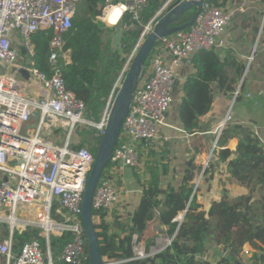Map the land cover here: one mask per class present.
<instances>
[{
  "label": "built area",
  "instance_id": "obj_1",
  "mask_svg": "<svg viewBox=\"0 0 264 264\" xmlns=\"http://www.w3.org/2000/svg\"><path fill=\"white\" fill-rule=\"evenodd\" d=\"M175 1L165 0L145 24L140 15L148 0H106L100 7L96 17L100 26L119 33L137 29L140 35L123 62L100 121L96 122L87 112V106L65 89L59 72V60L66 62L70 55L63 49L62 35L71 28L80 0H0V72L3 71L0 73V264H86L87 261L90 264L80 213L94 156L86 147H78L77 131L95 129L99 136L104 135L112 96L117 93L131 60ZM232 14L231 10L205 0L191 27L161 37L152 48L122 122L109 161L112 166L102 173L94 190L92 211L110 213L122 207L121 194L128 191L125 186L119 189L115 182L119 167L135 172L144 169L139 148L141 145L152 148L164 139L162 128L173 102L177 68L198 52L222 47L220 36ZM45 30L52 33L49 76L31 64L34 55L31 35ZM252 59V56L247 58V67ZM18 70H25L28 79L19 75ZM238 95L236 89L215 128L211 152L231 121L233 102ZM209 159L210 156L196 185L206 174ZM173 222L179 224L180 217ZM30 231L32 238L17 244V238ZM177 231L172 236L158 235L148 250L133 235L131 257L102 258V264L154 257L171 245ZM65 233L70 238L55 250L53 240ZM258 255L249 244L240 252L251 263Z\"/></svg>",
  "mask_w": 264,
  "mask_h": 264
},
{
  "label": "trees",
  "instance_id": "obj_2",
  "mask_svg": "<svg viewBox=\"0 0 264 264\" xmlns=\"http://www.w3.org/2000/svg\"><path fill=\"white\" fill-rule=\"evenodd\" d=\"M105 1L80 0L71 28L62 35L63 49L70 53L69 60H59V72L65 89L87 106V112L96 122L100 121L123 62L132 52L140 35V30L137 29L121 32L120 47L112 49L110 36L115 31L103 28L96 20ZM229 1L232 0H207L209 4L219 8L226 6ZM159 8L158 1L148 0L141 11L142 23H147ZM192 14L193 11L184 13L173 26L187 23ZM128 18L125 17V22L129 21ZM51 34V31L45 30L31 35L34 51L31 64L48 76ZM192 64L195 73L184 81V97L178 106L180 125L188 134L197 129L199 119L210 111L214 98L213 85L220 91L232 94L235 91V81L230 79L227 69L235 68V75L238 77L244 69L234 58H221L217 49L196 53L192 57ZM77 132L80 133L78 147H86L91 154H96L101 138L98 131L83 128ZM233 139L237 140V146L231 152L226 147ZM213 154L221 163L228 161L230 181L247 189L246 195L231 201L224 191V196L219 201L212 202L206 214L196 202L195 193L193 194V180L198 172L195 157L188 160L178 187L168 184L166 188H162L160 176L166 174L167 167L161 166L160 169L158 165L150 166L149 179L141 185L142 195L138 205L125 222L120 223L114 218L113 223H107L106 212L92 211L101 257H131L133 235L139 241L145 240L146 250L149 249L154 243L148 238L147 232L149 226L158 221L167 228L168 236H172L178 227L171 245L154 257L122 264H207L203 257H206L209 241L221 246L223 252L228 254L220 264H241L240 252L246 244L260 253L255 256L252 264H264V144L248 128L227 125L218 138ZM110 166L112 164L109 162L103 175ZM184 211L178 226L173 219ZM32 236V231L23 233L17 238V244L30 240ZM69 238L70 234L65 233L54 239V249L57 250ZM88 263L89 261L86 262Z\"/></svg>",
  "mask_w": 264,
  "mask_h": 264
},
{
  "label": "crops",
  "instance_id": "obj_3",
  "mask_svg": "<svg viewBox=\"0 0 264 264\" xmlns=\"http://www.w3.org/2000/svg\"><path fill=\"white\" fill-rule=\"evenodd\" d=\"M162 6L164 0H156ZM225 10H231L232 17L220 36L223 46L217 48L221 58L225 56L234 58L237 63L244 67L242 75H235V68H228L230 79L235 81V90L239 89V95L232 106V124L248 128L260 143L264 144V0H232L229 1ZM194 13V11H193ZM117 34L119 44L120 34ZM24 54V53H23ZM253 57L247 67V58ZM195 73L192 58L183 61L176 70L175 86L173 88V102L165 114V126L162 128L163 139L155 143L152 148L141 145L140 152L144 163V169L135 172L129 168L119 167V176L115 182L119 189L126 187L128 193L121 194L119 210L114 209L106 213V222L113 223L116 218L120 223L125 222L133 213L142 195L141 185L149 179L150 166H166L167 172L161 174L162 188L168 184L178 187L181 184L187 162L195 157L198 172L193 180V191L196 202L203 210L211 206L212 202L219 201L223 191L227 192L231 201L236 200L248 193V190L231 182L227 170V162L221 163L216 155L211 152L215 139V128L222 119L226 108L231 103L230 93L214 88V98L211 109L204 117L199 119L197 129L186 133L180 125L178 106L184 97L183 84L189 75ZM80 139V135L77 132ZM237 140L229 141L228 148L234 152ZM163 151L165 153H163ZM163 156V158H162ZM210 156L206 174L200 179V169ZM199 173V175H198ZM198 177V178H196ZM260 195V193H259ZM158 212L155 213L157 217ZM181 213L177 215L180 216ZM175 217V218H177ZM174 220V219H173ZM167 228L158 221L153 222L148 229L147 236L153 243L160 234H166ZM145 247L147 242L143 240ZM153 246V245H151ZM150 246V247H151ZM149 247V248H150ZM147 248V247H146ZM148 250V249H147ZM223 248L209 241L206 247V263L220 264L224 258ZM243 264H252L248 257H242Z\"/></svg>",
  "mask_w": 264,
  "mask_h": 264
},
{
  "label": "water",
  "instance_id": "obj_4",
  "mask_svg": "<svg viewBox=\"0 0 264 264\" xmlns=\"http://www.w3.org/2000/svg\"><path fill=\"white\" fill-rule=\"evenodd\" d=\"M165 1V0H164ZM163 1V2H164ZM205 0H176L166 11V13L158 19L152 32L145 38L136 54L134 55L128 70L123 78V81L115 94L111 108L109 109L104 135L100 138L92 168L88 174L85 190L81 201L80 220L86 238L87 251L90 264H102V257L99 252V243L92 221V198L94 190L100 176L107 167L118 135L122 126V122L129 110L132 97L138 80L140 78L143 66L147 58L155 46L157 41L167 35L175 32L188 29L193 25L199 15L201 6ZM162 2V3H163ZM194 11L190 20L180 26H173V23L178 20L184 13ZM21 52H24L21 49ZM19 75L28 79V74L25 70H18ZM35 119L38 118V113L35 114ZM210 206L205 209L207 214ZM185 211L181 213L180 220L182 221ZM207 217V215H206ZM181 222H179L178 226ZM178 229V227H177Z\"/></svg>",
  "mask_w": 264,
  "mask_h": 264
},
{
  "label": "rangeland",
  "instance_id": "obj_5",
  "mask_svg": "<svg viewBox=\"0 0 264 264\" xmlns=\"http://www.w3.org/2000/svg\"><path fill=\"white\" fill-rule=\"evenodd\" d=\"M118 34H120V33H118ZM110 38H111V47L112 48H114V47H116L117 46V34L115 33V32H113L112 34H111V36H110ZM0 73H3V71H1ZM237 91H238V88H237ZM233 97V96H232ZM230 124H232V117H231V121H230V123L228 124V125H230ZM79 135H80V133H79ZM99 144V143H98ZM98 147V146H97ZM92 155L94 156L95 155V153L93 154L92 153ZM10 167H13V164H10ZM1 176V175H0ZM223 196H224V191H223ZM222 196V197H223ZM223 254H224V257H227L228 256V254H225L224 252H223ZM223 254H222V256H223ZM241 258H242V256H240ZM244 257V256H243ZM241 264H243V262L241 263Z\"/></svg>",
  "mask_w": 264,
  "mask_h": 264
},
{
  "label": "bare ground",
  "instance_id": "obj_6",
  "mask_svg": "<svg viewBox=\"0 0 264 264\" xmlns=\"http://www.w3.org/2000/svg\"><path fill=\"white\" fill-rule=\"evenodd\" d=\"M115 95L112 96V100H111V104L109 106V109L111 108V105H112V102H113V99H114ZM181 216V215H180Z\"/></svg>",
  "mask_w": 264,
  "mask_h": 264
}]
</instances>
